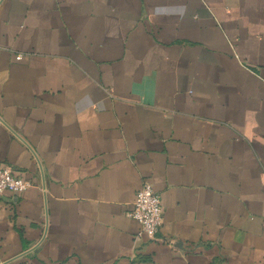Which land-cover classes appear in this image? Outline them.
<instances>
[{"label":"crops","instance_id":"crops-1","mask_svg":"<svg viewBox=\"0 0 264 264\" xmlns=\"http://www.w3.org/2000/svg\"><path fill=\"white\" fill-rule=\"evenodd\" d=\"M0 165V264H264V0H0Z\"/></svg>","mask_w":264,"mask_h":264},{"label":"built area","instance_id":"built-area-1","mask_svg":"<svg viewBox=\"0 0 264 264\" xmlns=\"http://www.w3.org/2000/svg\"><path fill=\"white\" fill-rule=\"evenodd\" d=\"M31 185L29 179L14 175L8 165H0V197L7 192L22 194ZM162 212L159 194L148 182H144L137 190L127 215L140 225L141 232L153 239L162 225Z\"/></svg>","mask_w":264,"mask_h":264}]
</instances>
